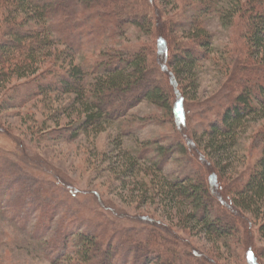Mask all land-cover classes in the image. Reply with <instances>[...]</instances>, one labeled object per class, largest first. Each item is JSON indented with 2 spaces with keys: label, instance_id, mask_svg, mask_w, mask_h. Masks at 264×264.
I'll return each instance as SVG.
<instances>
[{
  "label": "trees",
  "instance_id": "16d2710c",
  "mask_svg": "<svg viewBox=\"0 0 264 264\" xmlns=\"http://www.w3.org/2000/svg\"><path fill=\"white\" fill-rule=\"evenodd\" d=\"M186 6L196 13L187 23L172 17L159 20L162 29L155 63L144 47L131 50L111 42L115 43L128 27L151 30L154 20L148 11L159 10L156 0H0V83L13 82L7 85L11 91L7 107L19 108L35 97L53 93L67 96V107L76 111L77 118L55 132L68 140L79 133L104 130L107 123L120 120L143 101L166 110L180 130L185 99H193L187 88L194 85V68L206 57L213 40L204 25L205 17L215 13L227 25L238 19L235 25L241 29L244 59L234 64L231 85L224 96L226 105L203 132L195 131L190 138L206 172L173 180L159 175L170 152H182L184 143L170 147L150 143L144 153L136 151L134 156L125 152L117 139L112 148L118 149L116 156L124 159L117 174L122 187L126 188L131 178L148 175L156 190L154 195L160 194L171 210L177 209L184 229L203 232L211 241H227L241 231V223L247 232L255 225L264 238V0H188ZM163 28L168 31L167 39ZM176 28L186 32L187 41L176 36ZM162 77H168L170 83L172 80L177 97L174 102L157 79ZM255 115L259 118L256 123L261 152L247 178L224 185L228 196L231 194L230 203L226 196L216 194L227 169L222 163L236 145L245 121ZM144 157L148 165L141 163ZM10 178L0 183V215L9 213L13 221L26 227L33 209L26 193H16L15 197L9 194L13 188L21 193L26 180L12 174ZM55 184L40 182V189L48 194L50 209L47 212L46 205L36 204L40 213L30 233L43 243L47 255L53 252L55 262L73 255L76 261L69 264H211L162 221L150 218V227L138 232L126 229L123 223L113 226L101 210L91 211L86 217L82 206H74V198H58ZM144 184L147 182L141 184L142 202L149 201ZM64 203L61 221L55 233L48 236L50 223ZM71 221H76L74 228L67 226ZM85 222L97 223L98 231L83 229ZM166 235L174 237L173 243L163 241Z\"/></svg>",
  "mask_w": 264,
  "mask_h": 264
},
{
  "label": "rangeland",
  "instance_id": "374dc122",
  "mask_svg": "<svg viewBox=\"0 0 264 264\" xmlns=\"http://www.w3.org/2000/svg\"><path fill=\"white\" fill-rule=\"evenodd\" d=\"M187 1L156 0V7L159 10L153 8L148 11V15L154 20L151 30L128 27L115 43L111 42V45L131 50L144 47L150 60L156 63L159 53L156 42L162 29L159 20H166L169 17L180 23L191 20L196 13L187 10ZM159 14L161 17L158 16ZM237 20L234 24L227 25L222 23L215 13L205 17L204 25L212 33L213 40L206 57L199 59L194 68L193 82L196 86L194 87L192 83L187 88L189 96L193 99L189 97L185 99L186 109L185 114H182L185 119H182L180 130L172 115L166 110L149 101H143L120 120L107 123L104 130L79 133L76 138L68 140L55 132L77 118L76 111L67 107L70 105L67 96L62 97L56 93L43 95L35 97L22 107L8 108L11 91L10 86L7 85L13 82L9 83V80L0 83V183H3L7 177L12 180L11 174L18 179L29 176L25 179L21 193L13 188L9 194L15 197L17 194L26 193L28 205L33 208L26 227H21L13 221L9 213L0 215V264H69L76 261L73 255H64L55 262L52 260L55 257L53 252L47 255L43 243L41 245L30 235L40 213V209L35 208L36 204L46 205L47 212L50 209L47 204L48 194L39 187L42 181L46 184L56 183L59 188L58 198H74V206L77 209L83 207L86 217L88 214L90 217L91 211L101 210L102 214H106L109 221L114 223L113 226L118 224L119 227L123 223L126 229L132 228L138 232L143 227H150L147 224L150 218L162 221L172 229L173 235L177 234L185 242L189 241L192 250H195L197 255L199 253L209 258L211 264H264V238L260 237L255 225L250 232H247V229L238 223L241 231L235 232L227 241H211L203 232L184 229L177 217L179 216L177 209L171 210L160 194L154 195L156 190L154 184L150 183L148 175L140 174L137 178H131L127 181L129 184L126 188L122 187L117 174L124 159L116 156L118 149L112 148L113 140L117 139L122 149L134 156L136 151L143 150L144 153L150 143L158 142L167 147L184 143L186 147L182 152L176 149L170 152V158L159 175L173 180L181 179L187 174L206 172L190 138L195 131L203 132L210 121L219 117V113L226 105L224 96L231 85L230 76L234 64L237 59L239 61L244 59L241 54V29L235 25ZM163 31L167 39L168 31L165 28ZM174 33L178 38L188 40L185 38L186 32L180 31L179 28H176ZM57 47L64 48L61 45ZM157 79L174 97L172 100L174 102L177 97L173 91L172 80L170 83L168 77ZM66 107L69 109L66 110ZM256 116L245 121L239 131L236 145L222 163L226 164L227 169L221 180L222 187L217 189L216 194L219 197L226 196L227 202L230 203H232L231 194L228 196L224 185L236 184L239 180L247 178L250 167L254 165L261 152V144L257 137L258 123H256L259 118ZM154 156L157 160L161 159ZM145 158L140 160L142 164H146ZM208 177L209 174L205 176L207 179ZM20 181L18 180L17 183ZM144 182H147L144 186L148 191L149 201L142 202L141 184ZM76 199L78 201H75ZM64 210H66L65 203L60 214L50 223L48 236L55 233ZM44 218L48 223V216L45 215ZM86 222L82 226L83 229L91 233L98 231L97 223L88 225ZM67 223H69L67 226L70 225L72 228L76 225V221ZM171 237L166 235L163 241L173 243L174 237ZM161 240L157 239L160 242Z\"/></svg>",
  "mask_w": 264,
  "mask_h": 264
}]
</instances>
